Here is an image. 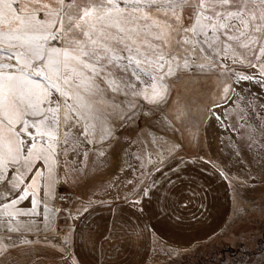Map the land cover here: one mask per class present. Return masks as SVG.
I'll return each mask as SVG.
<instances>
[{"label": "snow or ice", "instance_id": "obj_1", "mask_svg": "<svg viewBox=\"0 0 264 264\" xmlns=\"http://www.w3.org/2000/svg\"><path fill=\"white\" fill-rule=\"evenodd\" d=\"M183 73L216 77L219 96L208 113L223 127L232 101L245 121L233 130L244 129L250 147L259 138L264 148V114L253 125L248 113L259 97L235 87L247 81L264 88V0H0V264L11 250L37 243L27 234L56 231L58 169L64 163L74 179L84 172L68 165L69 153L84 163L86 146H104L138 113H162ZM151 143L155 159L151 152L135 158L154 171L180 148ZM137 183L136 194L148 196L155 182ZM29 197L31 208H19ZM62 243L66 249L67 235Z\"/></svg>", "mask_w": 264, "mask_h": 264}, {"label": "crops", "instance_id": "obj_2", "mask_svg": "<svg viewBox=\"0 0 264 264\" xmlns=\"http://www.w3.org/2000/svg\"><path fill=\"white\" fill-rule=\"evenodd\" d=\"M202 80L217 83V86L216 89L203 90L199 96L194 97L196 98L194 102L189 104L188 101L184 102L188 104L186 109L179 111L181 118L184 116L187 119V122L181 123L182 128H180L181 134L185 135L183 137L185 154L179 151L180 154L166 160L159 171H154L153 167L149 169L152 175L145 177L140 175L142 170H146L144 163L135 158L145 155L139 145L144 140L139 136L131 140L123 137L113 138L112 144L110 143V146L103 150L104 156H99L95 150L92 151L94 153L89 151L88 160L82 163L86 164L87 168L84 165L81 167L82 155L75 156L73 161L67 158L69 166H79L84 172L74 179L73 177L76 176L74 172L65 176L64 163L58 169L62 179L56 188L58 198L53 202L55 208L60 210L55 218L56 231L27 234L29 239L37 243L25 246L23 249L11 250L8 264H73V262L75 264H147L157 244L189 248L223 231L229 213L227 207L230 203L229 188L226 178L217 170L222 167L213 163L223 162L228 155H232L233 160L244 161L247 159L245 156H251L256 152L251 147L260 146V141L258 138L250 147L247 132L244 129L233 130L232 125L244 124L245 121L235 112L232 101L225 105L232 114L224 120V126L222 127L217 121L215 123L207 110L213 108L217 101L219 81L210 75ZM247 83L241 81L235 87L237 91L241 87L244 88L242 95L245 97H248L249 93L259 97L254 100L255 112L248 110L249 123L255 125L261 123L260 117L264 114V108L260 107L264 104V88H258L255 83L254 85ZM246 86L250 88L247 89ZM235 98L233 96V99ZM183 106L185 105H180ZM241 107H244L243 102ZM213 110L223 116V108ZM212 123L215 124L216 129ZM213 129L215 133H212ZM201 132L204 134L202 137H200ZM119 142H125L126 147L129 146L127 152L135 154L132 157L135 164L127 171L132 172L133 175L128 176L124 171L120 176L124 179L131 177L137 181L143 180L148 184H152L153 181L155 183L148 196L137 195L134 192V195L126 199L129 194L125 192L124 195L123 192L121 201L109 200L97 203L95 201L99 194L106 190L104 187H99L97 179L113 177L117 182L120 176L116 177L113 173V176L106 178L107 175H102L104 171L98 172L92 169H99L97 165L102 164L101 160L109 161L110 151ZM214 146L216 152L211 150ZM242 147H246V151ZM231 149L234 154L231 153ZM125 182L126 180L123 181L121 188H124ZM135 183L137 182L134 181L133 185ZM83 185L86 187H82ZM91 195H94L92 199L89 198ZM42 197L43 191L39 198ZM30 199L29 197L24 200L18 207L30 209ZM136 199L140 202L133 205L131 201ZM85 205L88 211L74 219L77 211L82 210ZM21 219L27 218L21 217ZM67 227L69 229H66ZM46 235L50 243L45 242ZM66 235L69 237V245L64 249L62 240Z\"/></svg>", "mask_w": 264, "mask_h": 264}, {"label": "rangeland", "instance_id": "obj_3", "mask_svg": "<svg viewBox=\"0 0 264 264\" xmlns=\"http://www.w3.org/2000/svg\"><path fill=\"white\" fill-rule=\"evenodd\" d=\"M185 22H187V18ZM237 67L241 71H249L242 66ZM204 77L208 76H193L190 73H183L178 81L172 83L169 103L164 107L162 113H148L146 116L138 113V119L135 122L116 127L114 138L123 137L130 138L131 140L138 136L142 137L144 142L139 145L140 148L142 147L141 145H147V152L142 147L145 159L148 152H151L153 159H155V147L151 142L156 139L180 145V148L173 157L179 155V151H183L184 153L182 154H185L186 149L183 148V137L185 135L181 134L180 128H182L181 123L187 122V119L184 116L181 118L179 111H184L190 102L195 101L196 98L194 97L199 96L203 90L216 89L217 83L203 81L202 78L204 79ZM250 84L254 85V83H247V85ZM246 88L249 89L250 87L246 86ZM258 88L261 87L258 85ZM186 101H188V104L184 103ZM180 105L185 106L183 108ZM141 107L146 108L147 106L141 102ZM165 116L173 122L171 126L163 119ZM177 116H179L178 119ZM210 117L212 116L210 115ZM212 118L216 123L215 118ZM212 126L216 129L214 123H212ZM212 131V133H215L214 129ZM212 133L211 136L213 135ZM203 135L201 132L200 137ZM112 139L110 142H105L104 146L96 145L94 147L88 145L86 147L91 149L90 153H94L92 152L94 150L98 153V149L102 148V150H106L110 146V143L112 144ZM124 143L119 142L112 148L109 154V161L105 159L101 160L100 170H92L98 172L104 171L102 175H107L106 178L110 175L113 176V173L116 177L120 176L124 171L128 176L133 175L132 172L127 171L131 170L135 164V161L133 162L132 160L135 154L130 151L127 152L126 149L129 146L126 147ZM242 148L245 151L247 149L246 147ZM251 148L256 152L251 156H245L247 159L244 161L233 160V156L228 155L226 156L227 159L223 160V162L213 163V165L222 167L228 177L226 183L229 188L230 203L227 204L229 209L228 220L223 231H220L216 236H210L209 240L206 239L195 243L189 248L157 244L147 264H264V159L260 155L264 153V148H261L259 145ZM215 149L216 146L211 150L216 152ZM231 151L233 153V149ZM165 156V161L173 158L167 157L166 153ZM74 157L75 155L69 153L67 158L68 160L70 159L69 161H73ZM252 158L256 159L252 160ZM80 164L81 167L84 165L87 168L86 164H82L81 162ZM152 167L151 164L144 163V169L147 171ZM125 180L124 188H121ZM129 180L137 182V179L131 177L124 179L122 176L117 179V182H115L116 179L113 177L109 179L98 178L99 187H104L106 190L99 194L95 202L121 201L123 192L124 195L126 194L125 192L129 194L126 197H131L135 191L133 183H128ZM140 185L135 183L136 188H140ZM82 187H86V185ZM93 197L94 195H91L89 198L92 199ZM66 229H69V227ZM162 248L164 251H161Z\"/></svg>", "mask_w": 264, "mask_h": 264}]
</instances>
